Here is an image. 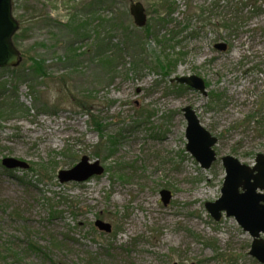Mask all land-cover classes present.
<instances>
[{
  "label": "rangeland",
  "instance_id": "374dc122",
  "mask_svg": "<svg viewBox=\"0 0 264 264\" xmlns=\"http://www.w3.org/2000/svg\"><path fill=\"white\" fill-rule=\"evenodd\" d=\"M15 2L28 18L50 15L66 23L68 4L82 0ZM137 2L148 22L160 7L158 0H117L124 25L142 37L143 61L134 70L135 55L116 34L114 45L124 53L111 81L98 79L87 60L78 72L65 70L58 58L68 37L61 30L36 26L20 49L22 63L33 56L46 60L51 76L35 89L41 102L56 108L36 112L40 101L21 84L16 94L30 114L0 121V161L30 166L10 173L0 168V264H260L249 254V233L234 218L215 221L205 204L221 196L223 157L251 166L264 154V0H170L175 12L158 40L144 32L147 26H135L130 7ZM190 7L204 13L194 16ZM223 20L238 25L234 33L216 26ZM220 42L228 51L215 49ZM193 75L209 84L206 95L179 92L171 83ZM67 88L96 99L102 136ZM187 106L218 138V160L209 170L186 150ZM109 140L112 155L102 152ZM83 157L98 161L104 173L84 183H60L58 173ZM163 189L173 195L168 206L161 201ZM97 221L111 232L100 231Z\"/></svg>",
  "mask_w": 264,
  "mask_h": 264
},
{
  "label": "trees",
  "instance_id": "16d2710c",
  "mask_svg": "<svg viewBox=\"0 0 264 264\" xmlns=\"http://www.w3.org/2000/svg\"><path fill=\"white\" fill-rule=\"evenodd\" d=\"M159 9L155 11L157 15L150 19L145 28V33L149 36H153L158 40L159 29L165 28L168 24L169 16L175 12L174 4L170 3V0H158ZM220 3L216 2L215 8ZM13 10L16 19L20 23V31L15 34L13 41L14 45L19 49L23 48V44L27 38H29V32L36 26L50 27L53 29L61 30L65 32L68 37V41L65 43V53L58 58V61L64 66L65 70L70 73L80 70L84 60L94 64L97 70V78L104 79L106 81L112 80L117 67L122 58L123 49L119 45H114V38L116 34L122 36V44L135 55L134 67L137 68L141 65L142 59L140 58L145 52L144 42L142 37L135 35L136 29H131L124 25L121 14L119 15V9L116 8L117 0H82L77 6L69 5V16L67 22L62 23L57 19L52 18L50 15H38L33 18H28L27 11L24 6L13 0ZM233 9V6H228ZM219 9V8H218ZM190 11H193L194 16L200 18L203 14L201 7H190ZM214 10V8H213ZM212 10V11H213ZM162 12V16L160 15ZM190 17L191 21L194 17ZM167 17V18H166ZM28 26H26V25ZM26 27H25V26ZM189 27L190 24L188 25ZM222 31L234 33L238 28V25L233 20H223L220 25H216ZM231 37V35H230ZM168 40L159 42L161 45L167 43ZM24 56H26V51ZM163 61L171 66L172 62L166 57ZM160 65V64H159ZM160 68H163L160 65ZM45 59L40 56L26 57L24 63L18 68H7L0 70V121H7L16 114H22L25 117L30 114L31 110H28L20 103L19 97L16 94L18 87L21 84L29 85L30 95L35 98V101L39 103L41 94L35 89L39 82H44L49 78L51 72ZM164 69V68H163ZM9 77V81L5 80V77ZM60 82L63 85H67V76L62 75ZM207 87L209 86L206 83ZM177 91H183L187 89L185 86H175ZM65 91V90H64ZM69 91V92H67ZM66 93L71 94L70 88H67ZM211 93L212 98H220L221 95ZM65 95V93H64ZM76 108L80 109L84 115H88L90 118L89 123L91 127L100 136L103 135L105 127L103 120L99 119V115L95 114L96 110L93 106L96 105V99L91 94L82 93L78 95H72ZM56 106L48 104V102H41L38 104V110L47 111ZM36 110V109H35ZM114 142L112 140L107 141L105 147L102 148V152L112 155L114 152ZM109 159V158H108ZM0 168H2L0 161ZM10 173V171H6ZM35 247H32L34 249Z\"/></svg>",
  "mask_w": 264,
  "mask_h": 264
},
{
  "label": "water",
  "instance_id": "95a60500",
  "mask_svg": "<svg viewBox=\"0 0 264 264\" xmlns=\"http://www.w3.org/2000/svg\"><path fill=\"white\" fill-rule=\"evenodd\" d=\"M12 2L13 0H0V69L16 68L23 61L20 50L13 43L19 23L14 18ZM130 12L137 27L142 28L147 24L146 11L141 3H133ZM215 49L225 52L228 45L219 43L215 45ZM171 82L186 85L202 95L207 94L205 81L198 76L176 78ZM183 112L187 121L186 149L203 169L208 170L218 159L216 151L213 150L218 144V138L202 125L190 106L185 107ZM222 164L226 173L222 195L216 202L206 203L205 207L217 222L221 220L224 212L227 217H234L253 239L250 256L264 264V154L256 156L254 166L243 164L233 156L223 157ZM2 165L8 170L29 168L27 163L14 158L3 159ZM103 173L104 168L98 161L90 163L87 157H83L71 170L60 171L58 179L60 183H83ZM160 195L167 206L172 199V193L162 190ZM96 226L107 233L112 230L109 224L101 221H97Z\"/></svg>",
  "mask_w": 264,
  "mask_h": 264
},
{
  "label": "bare ground",
  "instance_id": "6f19581e",
  "mask_svg": "<svg viewBox=\"0 0 264 264\" xmlns=\"http://www.w3.org/2000/svg\"><path fill=\"white\" fill-rule=\"evenodd\" d=\"M204 193V192H203ZM202 195V193H200Z\"/></svg>",
  "mask_w": 264,
  "mask_h": 264
}]
</instances>
